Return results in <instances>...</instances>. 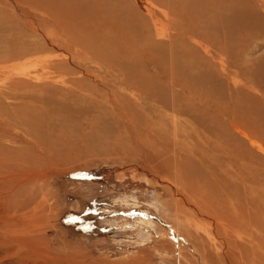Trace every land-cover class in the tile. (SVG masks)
I'll return each instance as SVG.
<instances>
[{
	"label": "rangeland",
	"instance_id": "1",
	"mask_svg": "<svg viewBox=\"0 0 264 264\" xmlns=\"http://www.w3.org/2000/svg\"><path fill=\"white\" fill-rule=\"evenodd\" d=\"M7 1L0 264H200L173 221L206 226L176 209L192 196L258 213L264 244V0H66V20ZM89 203L92 231L63 225Z\"/></svg>",
	"mask_w": 264,
	"mask_h": 264
},
{
	"label": "bare ground",
	"instance_id": "2",
	"mask_svg": "<svg viewBox=\"0 0 264 264\" xmlns=\"http://www.w3.org/2000/svg\"><path fill=\"white\" fill-rule=\"evenodd\" d=\"M3 2H6L7 0H1ZM33 0H15V2H18V6H24L25 3L29 2L31 4ZM71 1V0H70ZM80 1V0H78ZM82 1V0H81ZM85 1V0H84ZM95 1V0H94ZM99 1V0H98ZM8 2V1H7ZM40 2H42L44 5L47 6L48 8V12L46 11V15L45 17L48 18L49 16L51 18H53V15L55 17V14H56V18H58L59 16L64 18L66 20V0H40ZM86 2L88 1H85V4ZM93 2V1H92ZM96 2V1H95ZM101 2V1H100ZM76 3V2H75ZM82 4H84L83 2H81ZM76 5V4H75ZM74 5V6H75ZM76 10V9H75ZM81 11V10H80ZM79 11V12H80ZM82 12V11H81ZM88 13H90V9L88 10ZM72 15V14H71ZM96 16V15H95ZM41 17V16H40ZM98 17V16H97ZM72 18V17H71ZM78 19V18H76ZM95 19V17H94ZM97 19V18H96ZM48 20V19H47ZM54 20V18L52 19ZM59 20V19H57ZM79 20V19H78ZM45 21V20H44ZM50 21V20H49ZM37 25V24H36ZM51 25V24H50ZM97 26V25H96ZM35 28V27H33ZM39 30V29H38ZM36 31V32H35ZM40 31V30H39ZM43 30H41L42 32ZM34 32L35 33H38L37 31V28L34 29ZM40 32V33H41ZM44 32V31H43ZM50 36H52L50 34V32L46 31V34L44 35V37H47L46 39H50ZM49 37V38H48ZM66 39V38H65ZM43 41V40H42ZM48 43V42H47ZM57 45V44H56ZM50 47V46H49ZM55 49V48H54ZM224 131V130H223ZM177 149V148H176ZM173 150V149H172ZM258 154V153H256ZM241 155V154H240ZM242 155H243V152H242ZM246 155V154H245ZM177 156V155H176ZM247 156L250 157V155L248 154ZM252 156V155H251ZM245 157V156H244ZM257 157V156H256ZM241 158V157H240ZM252 158V157H251ZM255 158V157H254ZM248 160V159H247ZM241 161V160H240ZM238 164L240 162H237ZM243 163V162H242ZM180 165V163L178 164V166ZM241 165V164H240ZM182 166V165H181ZM190 168H188V170L190 169L191 170V165H189ZM180 167V166H179ZM178 167V170H180ZM184 167V166H183ZM182 168V167H180ZM185 168V167H184ZM194 170V169H193ZM187 171L185 169V171L187 173H190L192 174L194 171ZM253 170V169H252ZM182 172V171H181ZM179 171V173H181ZM198 172V171H196ZM196 172H194V175L196 174ZM201 172V171H200ZM253 172H255V169L253 170ZM252 172V174H253ZM178 173V171L176 172ZM183 173V172H182ZM251 173V172H250ZM181 175V174H180ZM183 175H186V174H183ZM193 175V176H194ZM179 174H177V177L176 178H179L178 177ZM187 176V175H186ZM185 176V177H186ZM192 176V178H193ZM199 176V175H198ZM249 176V174H248ZM254 176V175H253ZM184 177V178H185ZM194 179V178H193ZM189 181V183L192 185V181L189 179V177H186V181ZM202 180V179H200ZM235 180V179H234ZM181 181H182V178H181ZM196 181V180H195ZM199 181V180H198ZM224 181V180H223ZM238 181V180H237ZM225 182V181H224ZM223 182V183H224ZM245 182V181H244ZM247 182V181H246ZM245 182V184H246ZM179 183V181H178ZM197 183V182H196ZM205 183V182H203ZM202 183V184H203ZM184 184V183H183ZM188 184V183H187ZM199 184V183H198ZM214 184V183H213ZM212 184V185H213ZM225 184V183H224ZM200 185V184H199ZM209 185V183L207 184ZM211 185V183H210ZM243 185V184H242ZM174 186V185H173ZM181 185L178 184L175 186V189H173L174 191V194H175V198H176V195H179L180 193V189L183 188L180 187ZM204 186V184H203ZM223 187V185H222ZM254 187V186H253ZM203 188V187H202ZM217 188V186H216ZM184 190L186 188H183ZM212 188H207L204 192L210 190ZM237 190V189H236ZM252 190V189H251ZM183 191V190H182ZM203 192V190H201ZM229 191V190H228ZM235 191V190H234ZM239 192V191H238ZM256 192V191H255ZM173 193V192H172ZM211 197H212V193L214 194V192H209ZM236 193V192H235ZM187 195V194H186ZM190 195V194H189ZM207 195V194H206ZM215 195V194H214ZM213 195V196H214ZM217 195V194H216ZM220 194H218L219 196ZM209 196V195H208ZM225 196H228L229 195H225ZM242 196V195H241ZM215 197V196H214ZM232 197V195H231ZM180 198V197H179ZM188 198V197H187ZM185 198L186 200L188 201H180L178 200V198H176L179 202H177V205H176V209L178 211H185V213H190V214H193L195 217H197V215L201 216L203 218V222L205 221V225L204 227L202 226H195L196 228V233L194 235V233L190 230V228H188L186 224L188 225H192L193 224L189 221V220H184L182 217H180L179 215H177L175 217V219L173 221H175L177 224H178V229L183 232L184 234L188 235L189 236V239L187 240L189 242V244L187 243V245H189L188 247L189 250H191L192 254L196 257H194L193 259V263H194V260L195 258H197V260L200 262V264H263V261L264 260V244L261 242V237H260V229L259 227H257V215L258 213H256L255 217H253L250 221L249 224H246L245 221L247 219H241V217H236V216H227L225 215L224 218H222L223 216L220 215L222 212L223 215L225 214L223 211H220L219 208H214L212 210V207L211 209H208V208H204L203 205H207V199L204 198L203 201L200 200V198L197 196L198 200L196 197H190L189 199ZM210 198V196H209ZM216 198V197H215ZM235 197H233L234 199ZM241 198V197H240ZM203 199V198H202ZM211 199V198H210ZM252 199V198H251ZM206 200V201H205ZM232 200V199H231ZM250 201V200H249ZM127 203V202H126ZM191 204V205H190ZM210 205H214V203H209ZM238 204V203H237ZM240 204V203H239ZM250 204V203H248ZM255 204V203H254ZM217 205V204H216ZM209 206V205H207ZM215 206V205H214ZM223 206V205H222ZM237 207V206H236ZM239 207V206H238ZM241 208H244V207H241ZM240 209V208H238ZM238 211V210H237ZM226 212V211H225ZM217 213V214H216ZM219 213V214H218ZM241 213V212H240ZM244 213V211H243ZM242 213V214H243ZM248 213V212H247ZM236 214V213H235ZM245 214V213H244ZM246 218H248V214L247 216L244 215ZM255 214V213H253ZM181 215V214H180ZM219 215H220V218H219ZM251 214H249L250 216ZM222 216V217H221ZM242 216V215H241ZM221 219V220H220ZM250 219V218H249ZM148 220V219H147ZM214 220H218L219 222H221L223 224V231H224V234H223V239L218 243L216 242L213 238H211V241H212V244H208V241L207 239L204 240V238L202 237L201 234H199V229H202L204 230V232L206 233V235H212V229H213V223H215ZM181 221H184V227L185 228H182V225H181ZM202 221V220H201ZM260 221V220H258ZM146 222V220H145ZM148 222V221H147ZM151 222V221H150ZM149 223V222H148ZM147 224V223H146ZM149 225V224H148ZM221 225V224H220ZM217 226H219V224L217 223ZM222 226V225H221ZM175 227V225H174ZM216 227V225H215ZM176 228V227H175ZM221 228V227H220ZM217 229V228H216ZM176 230V229H175ZM219 230V229H217ZM216 230V231H217ZM177 231V230H176ZM141 232H144V231H141ZM216 233V232H215ZM145 234V233H144ZM147 235V233H146ZM185 235V236H186ZM218 235V234H217ZM148 237L146 238H141L139 239L141 241V244H145L146 241L150 238V235H147ZM216 237V236H215ZM187 238V237H186ZM202 239V241H201ZM181 240V243H185L184 242V239H180ZM182 243V244H183ZM182 244H181V249L183 250L184 247L182 248ZM186 244V243H185ZM180 245V243H179ZM188 249V248H186ZM184 249V250H186ZM181 251V250H180ZM184 252V251H183ZM192 257V255H190ZM196 261V260H195ZM196 264V263H194Z\"/></svg>",
	"mask_w": 264,
	"mask_h": 264
},
{
	"label": "trees",
	"instance_id": "3",
	"mask_svg": "<svg viewBox=\"0 0 264 264\" xmlns=\"http://www.w3.org/2000/svg\"><path fill=\"white\" fill-rule=\"evenodd\" d=\"M88 211H95L92 203L87 204L82 211H66L63 216V225L73 227L81 233H87L94 229L93 219L84 216Z\"/></svg>",
	"mask_w": 264,
	"mask_h": 264
}]
</instances>
